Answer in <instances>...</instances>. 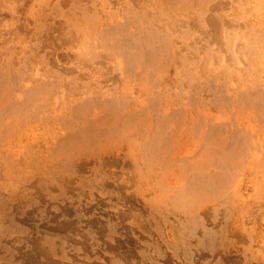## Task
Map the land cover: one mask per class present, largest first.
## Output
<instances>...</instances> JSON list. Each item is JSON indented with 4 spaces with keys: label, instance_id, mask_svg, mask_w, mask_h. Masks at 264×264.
Returning <instances> with one entry per match:
<instances>
[{
    "label": "rangeland",
    "instance_id": "rangeland-1",
    "mask_svg": "<svg viewBox=\"0 0 264 264\" xmlns=\"http://www.w3.org/2000/svg\"><path fill=\"white\" fill-rule=\"evenodd\" d=\"M0 264H264V0H0Z\"/></svg>",
    "mask_w": 264,
    "mask_h": 264
}]
</instances>
